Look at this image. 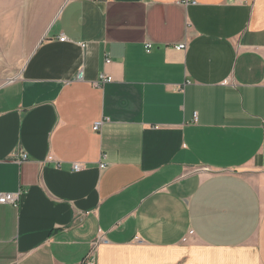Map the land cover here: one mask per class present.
I'll list each match as a JSON object with an SVG mask.
<instances>
[{"label": "crops", "instance_id": "1", "mask_svg": "<svg viewBox=\"0 0 264 264\" xmlns=\"http://www.w3.org/2000/svg\"><path fill=\"white\" fill-rule=\"evenodd\" d=\"M18 1L0 55L39 26L0 84V264H264V0Z\"/></svg>", "mask_w": 264, "mask_h": 264}, {"label": "rangeland", "instance_id": "2", "mask_svg": "<svg viewBox=\"0 0 264 264\" xmlns=\"http://www.w3.org/2000/svg\"><path fill=\"white\" fill-rule=\"evenodd\" d=\"M57 1L58 0H46L44 2V5L51 4L54 7V4H56ZM18 4L22 8H24L26 6L24 4L29 5V2L24 3V1L20 0V1H18ZM36 4H37V0H30V5H31L30 6V9H31L30 12H31L32 16L35 15V13H34L35 10H37L38 8L41 9L39 6L36 9ZM20 6H19V8H20ZM37 14H38V10H37ZM38 26H39V23L37 22L34 24L33 19H32V22L30 23V33L28 34L29 37H27V39H25L24 41H23V38L25 37V34L22 33V34H24V37H22V34L19 37V34H20L19 28H18V26L16 27V32H15L16 41H15L13 51L10 49L9 54L0 55V84L6 82L8 80H11L12 78H15L19 74V71L22 68L23 63H24L25 59L27 58V54H26V52L28 51L27 43H33L34 42L35 35L38 33ZM26 36H27V34H26Z\"/></svg>", "mask_w": 264, "mask_h": 264}, {"label": "built area", "instance_id": "3", "mask_svg": "<svg viewBox=\"0 0 264 264\" xmlns=\"http://www.w3.org/2000/svg\"><path fill=\"white\" fill-rule=\"evenodd\" d=\"M186 3H193L192 0H184ZM66 38L64 36H60L59 37V40L60 41H64ZM175 48L177 50H184L185 49V43H181V44H178L177 46H175ZM149 49H150V44H146V51L149 52ZM106 62H109L108 60H106ZM76 78L77 79H81L82 78V71L79 70L77 72V75H76ZM111 80V77L109 76H104V75H101L100 76V79L98 81V84L100 85H103L105 82H108ZM102 124V121H96L94 122V124L92 125V130L93 131H98L100 126ZM27 159V156L26 154L22 153L20 158H19V161H22V160H26ZM46 161H55L54 158L52 156H48V158L46 159ZM55 166H59V163L55 161ZM105 166L104 164H99V168L103 169ZM83 168V164L82 163H78V162H73L71 164V169L72 171L74 172H77V171H80L81 169ZM16 200V195H13V194H8V193H0V203H14ZM91 256V254H90ZM92 259L89 263H92ZM87 263V264H89Z\"/></svg>", "mask_w": 264, "mask_h": 264}]
</instances>
